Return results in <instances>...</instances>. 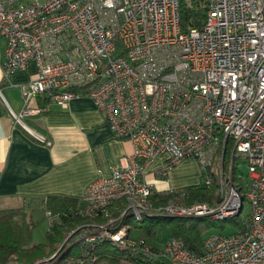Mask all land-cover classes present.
Returning <instances> with one entry per match:
<instances>
[{
    "label": "built area",
    "instance_id": "obj_1",
    "mask_svg": "<svg viewBox=\"0 0 264 264\" xmlns=\"http://www.w3.org/2000/svg\"><path fill=\"white\" fill-rule=\"evenodd\" d=\"M191 2L0 0L4 76L31 61L36 66L20 86L21 110L9 108L14 121L27 129L24 118L49 103L63 107L87 96L113 136L133 146L124 164L86 186L76 209L83 222L71 230L82 255L68 264H94L90 251L100 243L127 252L130 259L119 264H264V0H198L201 25L183 27L181 3ZM161 155L157 177L187 157L198 163L203 185L217 174L214 204L184 203L183 188L157 192L146 170ZM239 160L246 163L245 178L235 171ZM245 202L244 227L209 233L199 252L175 236L162 247L131 237L146 217L211 215L220 221L239 216ZM44 217L48 227L59 219L48 208ZM57 258L54 252L3 264H53Z\"/></svg>",
    "mask_w": 264,
    "mask_h": 264
},
{
    "label": "crops",
    "instance_id": "obj_2",
    "mask_svg": "<svg viewBox=\"0 0 264 264\" xmlns=\"http://www.w3.org/2000/svg\"><path fill=\"white\" fill-rule=\"evenodd\" d=\"M4 49L5 39L0 35V209L22 208L25 214L41 207L44 212L49 195L76 197L81 202L89 183L126 162L133 151L131 142L113 136L87 96L73 98L63 107L49 103L41 113L24 118L27 129L16 123L9 108L21 110L20 86L35 76L36 66L31 61L26 69L5 77ZM33 132L50 144L37 140ZM165 158L155 157L146 170V179L155 190L190 185L186 171L175 170L176 165L164 177L154 175ZM186 162L197 165L193 159Z\"/></svg>",
    "mask_w": 264,
    "mask_h": 264
},
{
    "label": "trees",
    "instance_id": "obj_3",
    "mask_svg": "<svg viewBox=\"0 0 264 264\" xmlns=\"http://www.w3.org/2000/svg\"><path fill=\"white\" fill-rule=\"evenodd\" d=\"M197 1L192 0L191 4L181 3L180 23L183 27L201 25L204 8L201 5H197ZM205 187L202 183H198L183 186L182 188L187 193L193 194V199L201 200L206 195ZM155 196L159 197L160 200L165 198V195L155 194ZM44 205L58 214L59 219L48 227L46 243L39 244H35L31 240L32 220L26 219L22 208L0 209V264L7 262L11 258L23 262L36 260L35 258L43 255L47 249H54L68 230L83 222V218L76 213V209L81 205V202L76 197L49 195ZM233 218L212 221L203 220V218L198 216L146 217L136 226L142 230L141 236L149 240L155 238L157 230L168 229L170 236L181 238L189 249L199 252L202 247L203 237L201 234L204 228L216 227L222 230L225 227V223H230L229 225L234 228L244 227V220L239 223ZM200 223L203 226L202 229ZM81 249L80 243L73 242L66 250L62 251L53 264H68L67 260L71 257L82 255ZM90 252L96 258L94 264H119L124 259H130L126 251H118L105 243L98 244Z\"/></svg>",
    "mask_w": 264,
    "mask_h": 264
},
{
    "label": "rangeland",
    "instance_id": "obj_4",
    "mask_svg": "<svg viewBox=\"0 0 264 264\" xmlns=\"http://www.w3.org/2000/svg\"><path fill=\"white\" fill-rule=\"evenodd\" d=\"M191 159L192 158H189V157L182 158L178 163L175 164L177 166V168L175 170H185L186 174L184 177L189 182V184L191 183L190 185H192L193 183L194 184H198L200 182L202 183L204 181V178L201 174V171H200L201 169L198 166V163L196 162V160H195V162L197 163V165L186 162V161L191 160ZM226 163H228V161H226ZM226 163H225V165H226ZM184 164H185V166H184ZM218 164H219V159L217 158L215 160V166H217ZM171 168L169 170H171ZM236 171H237L238 175L242 174V177H244V178L247 176V166L243 160L238 161V170H236ZM211 179L212 180H211L210 184L205 187L206 188L205 198H203L201 200L200 199L199 200L193 199V194L186 192L187 197H186L184 203L192 204V203H197V202H206L209 204H214V193L216 192L217 186H218V181H217L218 175L213 173ZM248 211H249V206H248V203L245 202L244 205L242 206V210L239 214L240 217L236 216L233 219H235L236 221H239V223H241L245 219V216L248 213ZM25 215H26V219L30 218L32 220V228H31V240H32V242L35 244L44 243V242L46 243V234H47V230H48V223L44 217L43 208L40 207L38 209L31 210V211L27 210ZM186 217H188V216H186ZM198 217L203 218V220L207 219V220L217 221L211 215H200ZM81 223H79V224H81ZM79 224H77V225H79ZM229 224L230 223H225V227L222 230H220L219 228H216V227H209L206 229L204 228L202 230L201 236L204 237V236H206L212 232H221V233L234 232L236 230V228L232 227ZM75 227L71 228L70 230H68L66 232V234L64 235V238L61 240L60 243H58L54 247V249H50V248L47 249L43 255L38 256L35 259L41 258L43 256H49V255L53 254L54 252H56L57 256H59L62 253V251L66 250L71 244H73L74 240L76 239V234L75 233L71 234V230L74 229ZM200 227H201V229L203 228L201 223H200ZM238 229H240V228H238ZM140 235H142V230L140 228H133L131 230V237H138ZM169 236H170V232L168 229H160V230L156 231V236H155V238H153L154 239L153 241H154V243H156L157 246L162 247V245H163L162 243ZM64 239H66V240L64 241ZM63 241H64V243H63ZM62 243H63V245H62V247H60V245ZM59 247H60V249H58ZM16 260H18V259H16ZM18 261H21V260H18ZM7 262H9V260Z\"/></svg>",
    "mask_w": 264,
    "mask_h": 264
}]
</instances>
